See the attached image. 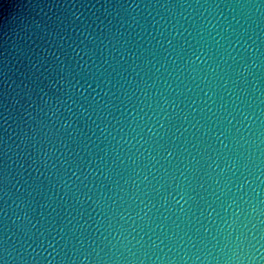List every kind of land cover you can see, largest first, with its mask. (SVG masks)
<instances>
[{
  "label": "water",
  "instance_id": "water-1",
  "mask_svg": "<svg viewBox=\"0 0 264 264\" xmlns=\"http://www.w3.org/2000/svg\"><path fill=\"white\" fill-rule=\"evenodd\" d=\"M0 264H264V0H0Z\"/></svg>",
  "mask_w": 264,
  "mask_h": 264
}]
</instances>
